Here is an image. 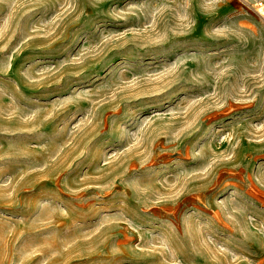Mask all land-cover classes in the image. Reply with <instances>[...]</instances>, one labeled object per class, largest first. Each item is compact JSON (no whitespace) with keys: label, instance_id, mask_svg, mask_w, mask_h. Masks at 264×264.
<instances>
[{"label":"rangeland","instance_id":"obj_1","mask_svg":"<svg viewBox=\"0 0 264 264\" xmlns=\"http://www.w3.org/2000/svg\"><path fill=\"white\" fill-rule=\"evenodd\" d=\"M0 264H264V0H0Z\"/></svg>","mask_w":264,"mask_h":264}]
</instances>
